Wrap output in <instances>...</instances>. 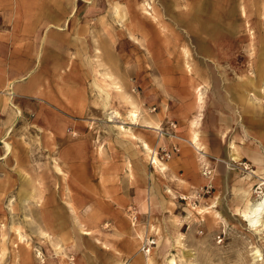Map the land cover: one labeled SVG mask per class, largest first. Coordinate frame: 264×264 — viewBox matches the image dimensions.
I'll list each match as a JSON object with an SVG mask.
<instances>
[{
    "label": "rangeland",
    "instance_id": "rangeland-1",
    "mask_svg": "<svg viewBox=\"0 0 264 264\" xmlns=\"http://www.w3.org/2000/svg\"><path fill=\"white\" fill-rule=\"evenodd\" d=\"M33 12L0 82V264H264V0Z\"/></svg>",
    "mask_w": 264,
    "mask_h": 264
},
{
    "label": "crops",
    "instance_id": "crops-1",
    "mask_svg": "<svg viewBox=\"0 0 264 264\" xmlns=\"http://www.w3.org/2000/svg\"><path fill=\"white\" fill-rule=\"evenodd\" d=\"M70 3L71 0H0V27H7L9 32L7 33L5 28L0 31V74H3L0 76V82L5 73L21 75L22 72H30L31 64L24 67L21 64L23 41L21 26H36L38 24L37 15H35L33 10L42 8L59 12L58 16L51 15V20L46 24L60 25V21H64L69 13L67 11ZM29 41L31 42H29L30 46L32 44L33 49L38 51L37 39H30ZM98 49V46L95 45V50L98 51ZM11 59L13 61H10ZM20 80L21 76L12 77L8 79L9 85H13V88H16ZM30 254L28 260H23L21 255L16 253L13 258L19 259L18 264H32L33 261L30 258Z\"/></svg>",
    "mask_w": 264,
    "mask_h": 264
},
{
    "label": "bare ground",
    "instance_id": "bare-ground-1",
    "mask_svg": "<svg viewBox=\"0 0 264 264\" xmlns=\"http://www.w3.org/2000/svg\"><path fill=\"white\" fill-rule=\"evenodd\" d=\"M190 69V68H189ZM201 91V90H200ZM201 94H202V92H201ZM200 101V100H199ZM202 106V105H201ZM118 113V112H117ZM134 113V112H133ZM135 114V113H134ZM136 115H134V117H135ZM133 118V117H132ZM194 121V120H193ZM196 122V121H195ZM251 122V121H250ZM195 124V123H194ZM194 133H193V136H192V140H193V143L196 145V146H200V143L198 142V139H199V137H198V133L196 132V131H193ZM191 135V134H190ZM145 146H146V148L147 149H149L148 148V146L145 144ZM233 151H234V153L237 151V149L233 146ZM237 157V156H236ZM154 159V162H157V159H156V157H154L153 158ZM66 176V175H65ZM250 184V183H249ZM249 194V193H248ZM244 201V200H243ZM261 206H262V204H259L256 208L255 207H252L251 206V204H250V202H249V200L246 198V207H245V209H243V214H244V216L245 217H249V215H253V218H251V219H249L250 220V222H251V224L252 225H254V224H256L259 220L257 219V215L259 214V211L261 210ZM256 217V218H255ZM250 218V217H249ZM255 218V219H254ZM16 233H17V236L18 237H21V235L16 231ZM21 239V238H20Z\"/></svg>",
    "mask_w": 264,
    "mask_h": 264
}]
</instances>
